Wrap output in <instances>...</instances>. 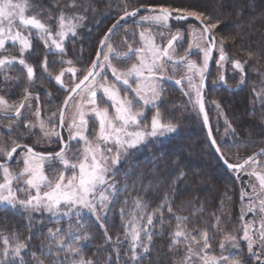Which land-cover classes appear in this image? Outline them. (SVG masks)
Wrapping results in <instances>:
<instances>
[{
	"label": "snow or ice",
	"instance_id": "1",
	"mask_svg": "<svg viewBox=\"0 0 264 264\" xmlns=\"http://www.w3.org/2000/svg\"><path fill=\"white\" fill-rule=\"evenodd\" d=\"M116 7L118 18L98 40L94 58L83 64L78 63L84 59L83 49L81 55L68 58L67 42L75 44L88 13L97 11L92 0H52L51 7L33 0H0V77L5 87L11 82L22 88L18 101L0 94V120L7 121L0 124V129H7L6 133L0 131V137L6 134L11 142L0 141V212L22 216L28 233L22 238L19 231H0V264H145L154 250V240L165 235L166 224L172 264H245L244 246L255 264H264V149L247 157L233 153L236 163H231L228 146L218 144L213 137L205 109L210 62L217 71L212 85L231 87L225 75L229 66L240 73L238 84L244 85L245 65L258 58L247 51V60L234 59L225 48L238 38L243 42V12H236L232 32L222 35L216 30L231 17L224 10V0L214 8L215 16L166 5L133 6L131 0H119ZM188 18L199 21V26L189 24V30L183 26L173 30L169 23ZM121 28L122 49L112 41ZM186 36L187 48L179 52ZM34 42L45 50L39 65L43 74L54 79L64 93L61 104L46 116H42L39 93L33 91L37 76L31 61L38 54ZM49 56L58 58L51 62L59 64L58 71L51 68ZM253 71L261 81L252 89L250 104L253 115L259 106L264 123V73ZM168 82L179 86L192 111L203 117L211 146L241 183L238 223L231 229L223 227L224 216L231 215L225 211V201H232L227 190L220 200L219 214L210 213L211 232L207 221L203 228L195 223V217L204 219L203 201L197 205L194 198L191 207L180 209L190 215L178 214L173 204L176 185L185 177L183 171L171 181L156 207H150L146 190L136 191L135 183L128 184L130 170L124 172L120 186L117 177L122 161L135 167L133 158L150 142L178 132L179 124L166 120L161 111ZM40 83L43 86L44 81ZM46 95L51 97L50 92ZM211 103L222 115L220 102ZM225 124L226 135L235 138L227 118ZM37 127L42 139L56 137L58 151L41 153L22 142L25 136L34 135ZM62 131H67V138ZM253 177L258 184L252 182ZM117 203L121 205L120 228L113 238L108 217L117 211ZM89 218L94 223H89ZM37 225L41 234L38 252L30 243ZM95 225L102 230V243H92L90 229ZM216 233L221 234L218 252L212 246ZM89 246L95 249L91 255L85 251Z\"/></svg>",
	"mask_w": 264,
	"mask_h": 264
},
{
	"label": "trees",
	"instance_id": "2",
	"mask_svg": "<svg viewBox=\"0 0 264 264\" xmlns=\"http://www.w3.org/2000/svg\"><path fill=\"white\" fill-rule=\"evenodd\" d=\"M37 5H45L51 7L52 0H33ZM133 6L140 4L148 5H166L180 8L196 9L210 15H217L214 8L220 5L221 0H131ZM97 11L93 14L88 13V20L85 22V27L80 29V37L75 44L67 42L68 58H75L81 55L83 49V61L78 63L87 64L89 60L94 58V53L97 50L98 40L111 27L118 18L119 9L116 7L119 0H92ZM111 4V7H109ZM224 10L231 13L229 20L220 26L216 31L222 35H228L233 30V24L236 22V12L242 11V19L245 22V36L243 42L238 38L236 43H226L225 48L229 55L234 59L247 60V51H252L257 54L258 58H253L245 65L246 84L239 85V72H234L230 66L225 75L231 87H224L217 84L212 85L211 80L217 76L216 66L214 63L211 78L209 79L208 90L206 93V106L211 120L213 132L218 144L227 145V151L231 157L230 162L236 163L235 155L238 152L241 156L247 157L254 152L264 148V123L260 121V108L255 107V115H253V106L250 100L253 97L252 89L258 86L261 81L259 73H264V0H224ZM196 23L194 20L185 22H173V30L176 27L187 23ZM251 24V27L248 25ZM129 29L131 25H127ZM124 36V29L121 28L116 35ZM114 35L112 39L116 36ZM219 39V36L217 37ZM37 45L38 54L32 58V63L35 66L37 83L34 92L39 93L41 97V107L43 111H47L50 115L55 111L57 106L64 99V93L55 84L54 79H50L43 74L42 68L39 66L42 59L44 48L39 42H34ZM56 57L49 56L50 66L54 71H58L59 64L51 63ZM18 67V66H17ZM15 75L16 73H12ZM44 84L41 86L40 81ZM23 83V81H22ZM50 92L51 97L46 93ZM0 94L5 95L10 101H14L21 97L22 88L14 83H9L5 87L3 78L0 77ZM165 99L161 111L166 120H171L179 124L178 132L167 137L160 138L156 143H151L149 147L139 152L132 163H121V175L117 179L123 187L124 172L130 170L127 176V182L131 186L135 183L136 191L146 190V199L149 201L150 207H156L166 191L171 186V181L176 178L180 171L185 174L184 179L176 185L177 192L174 198V208L178 210L180 215H190L187 210L180 209L189 208L192 206L190 202L194 201L198 205L201 201L204 202V212L200 217H195V223L198 227L205 226L204 221L208 222L209 231L211 232V224L213 222L210 213L217 212L219 209L220 200L224 198V193L227 190L232 195V201H225V211H230V216H224L223 227L231 229L238 223L240 211V181L236 180L235 173L228 169L217 156L214 148L211 146L206 127L203 124V117L198 116L193 112L188 104V97L184 96L181 90L176 87L166 84ZM212 100H217L222 106V115H218L215 105ZM150 118V117H149ZM225 118L232 124L235 129L236 136L232 138L226 135ZM223 122L225 127H223ZM22 131L25 129L21 128ZM230 131V130H229ZM43 152H55L56 148L42 150ZM243 180H249L248 176H243ZM250 191V189H249ZM136 193L133 192V195ZM124 194H121L120 201H123ZM131 200V198H129ZM120 203L116 204L117 211L108 217V225L110 235L115 238V230L120 228V219L118 209ZM38 215V214H37ZM251 215V214H249ZM168 213L165 211V217ZM27 221L19 214L9 212H0V231L5 234L12 231H19L21 237L28 235L25 225ZM89 223H94L92 218H89ZM173 225L175 221H172ZM191 223V221H190ZM52 226V225H48ZM66 227V224L61 225ZM93 232V244L102 243V230L98 225L90 229ZM159 231V227L156 229ZM168 225H165V235L159 236L154 240V250L149 254L150 259L145 261V264H158L157 255H159L160 264H172L170 259L171 253H168L166 238ZM46 233V227L44 229ZM220 233H216V238L212 241L213 249L219 251L218 243ZM41 234L39 225L34 229V235L30 243L34 246L33 250L39 251ZM243 244V242H242ZM89 255L95 249L91 246L85 249ZM245 264H255L254 260L248 256L246 246L243 247V257ZM125 259L123 252L121 260Z\"/></svg>",
	"mask_w": 264,
	"mask_h": 264
},
{
	"label": "rangeland",
	"instance_id": "3",
	"mask_svg": "<svg viewBox=\"0 0 264 264\" xmlns=\"http://www.w3.org/2000/svg\"><path fill=\"white\" fill-rule=\"evenodd\" d=\"M182 22H185V21H182ZM169 23H170V22H169ZM177 23H179V22H177ZM186 23H187V22H186ZM190 24L199 26L198 23H195V24H194V23H190ZM188 25H189V23L184 24V25H182V26H183V28H184L185 30H189V29H188ZM130 30H131V28H130ZM154 31H155V29H154ZM122 38H123V35L121 34V35H116V36L112 39L113 43L116 44L118 47H121V49H122V45L120 44V42L122 41ZM187 39H188V38H187V36H186V37H185V40L182 42V43H183V48L180 49L181 52H182L184 49L187 48ZM215 56H218V53L215 52ZM192 58H193V59H197V60H199V58L196 57V56H193ZM228 70H230V69L228 68ZM228 70H227V71H228ZM109 76H110V74H109ZM110 78H111V76H110ZM65 80H67V77H65ZM164 94H165V93H164ZM43 110H44V108H42V116L49 115L47 111H43ZM68 116H69V117L71 116V112H70V111L68 112ZM34 118H35V117H34ZM5 123H7V121H2V120H0V124H5ZM66 123H67V121H66ZM223 125H224V122H223ZM223 127H225V125H224ZM0 131H3V132L6 133V132H7V129H0ZM33 131H35V135H34V138H32V141H33V142H36V141H37L36 144L39 145L40 147L44 148L43 150H48V149H51V148H56V149L59 150L60 145H59V143L56 142V137H51V138H50V141H49V140H45V139H42V138H41L40 130H39L38 127L35 128V129H33ZM67 135H68V133H67V131H65V133H64V137L67 138ZM5 140L8 141V144L11 143L10 140H8V138H6L5 135H4L3 137H0V141H5ZM73 143H74V142H73ZM73 151H75V148H73ZM45 153H49V152H45ZM16 158H17V157H16ZM122 162H123V161H122ZM13 166L15 167V164H14ZM57 167H59V165H57ZM252 182L258 184V182L255 180L254 177L252 178Z\"/></svg>",
	"mask_w": 264,
	"mask_h": 264
},
{
	"label": "flooded vegetation",
	"instance_id": "4",
	"mask_svg": "<svg viewBox=\"0 0 264 264\" xmlns=\"http://www.w3.org/2000/svg\"><path fill=\"white\" fill-rule=\"evenodd\" d=\"M175 15V14H174ZM173 22H175V23H177L176 21H174V20H170V24H171V26H172V28H173ZM181 48H179V49H177L179 52H181V50H180ZM19 67V66H18ZM110 74V73H109ZM166 84H169V85H172V86H174L173 84H171V83H166ZM174 87H176V86H174ZM177 89H179L178 87H176ZM180 90V89H179ZM20 98H18V99H16V100H14V101H18ZM30 119H32L33 121L35 120V118L34 117H30ZM2 121H4V120H2ZM25 131H27L26 129H25ZM34 133H35V131H33ZM64 133H65V131H63V136H64ZM35 135V134H34ZM34 135H27V136H25L24 138H23V143H25V144H28L29 146H31V147H33V149H35L36 151H38V152H43L42 150L44 149V148H42V147H40L39 145H37L36 144V142H33L32 141V138H34ZM5 136H6V138H8L7 137V135L5 134ZM18 151H20V150H18ZM43 153H45V152H43ZM14 160L16 159V156L14 155V158H13Z\"/></svg>",
	"mask_w": 264,
	"mask_h": 264
},
{
	"label": "water",
	"instance_id": "5",
	"mask_svg": "<svg viewBox=\"0 0 264 264\" xmlns=\"http://www.w3.org/2000/svg\"><path fill=\"white\" fill-rule=\"evenodd\" d=\"M142 11H143V9H142ZM188 20H194L196 23H198V24H200V22L199 21H196L194 18H188ZM174 21H176V20H174ZM187 21V20H186ZM177 22V21H176ZM180 22H182V21H180ZM121 24H124V21H121ZM213 55L215 56V52L213 53ZM213 66H214V62H210V71L212 72V69H213ZM169 83H171V84H173L174 86H176V87H178L179 89H180V87L179 86H177V85H175L174 84V82H169ZM208 85H209V81H208ZM207 90H208V87H207V89H206V93H207ZM205 109H206V112L208 113V111H207V106H205ZM208 116H209V114H208ZM209 124H210V127H211V129H212V134H213V137L215 138V135H214V132H213V128H212V124H211V120H210V117H209ZM206 131H207V134H208V128H206ZM62 135H63V131H62ZM209 138V137H208ZM216 139V138H215ZM210 143H211V141H210ZM262 149H264V148H262ZM35 150V149H34ZM215 150V149H214ZM261 150V149H260ZM259 150V151H260ZM36 151V150H35ZM259 151H257V152H259ZM38 152V151H37ZM216 152V151H215ZM41 153H43V152H41ZM217 154V153H216ZM217 156L219 157V154H217ZM220 159V158H219ZM222 162V161H221ZM223 163V162H222ZM224 164V163H223ZM225 165V164H224ZM226 166V165H225Z\"/></svg>",
	"mask_w": 264,
	"mask_h": 264
}]
</instances>
